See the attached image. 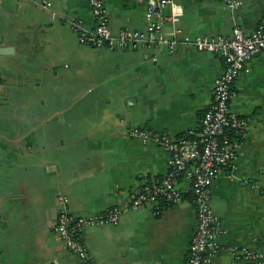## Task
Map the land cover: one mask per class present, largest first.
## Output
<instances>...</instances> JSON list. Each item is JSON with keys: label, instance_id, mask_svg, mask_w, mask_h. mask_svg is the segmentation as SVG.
<instances>
[{"label": "crops", "instance_id": "0c3cea01", "mask_svg": "<svg viewBox=\"0 0 264 264\" xmlns=\"http://www.w3.org/2000/svg\"><path fill=\"white\" fill-rule=\"evenodd\" d=\"M179 0L175 27L190 39L252 32L264 0ZM106 26L144 27V0H102ZM44 5L45 7H43ZM69 21L92 27L87 0H0V264H83L53 231L57 196L73 216L126 206L144 184L160 180L168 154L133 129L172 137L196 132L210 103L218 56L177 45L96 49L81 44ZM167 30L169 27L167 26ZM155 56V62L150 58ZM233 82L230 109L246 122L232 139L233 168L210 185V208L223 234L207 264L234 261L246 249L264 259V52ZM181 201L121 212L116 224L84 228L91 264H185L196 226L189 184Z\"/></svg>", "mask_w": 264, "mask_h": 264}, {"label": "built area", "instance_id": "2783aa9c", "mask_svg": "<svg viewBox=\"0 0 264 264\" xmlns=\"http://www.w3.org/2000/svg\"><path fill=\"white\" fill-rule=\"evenodd\" d=\"M144 1V27L140 31L121 29L115 34L111 33L106 26L102 0H87L92 27L80 21H69V28L81 44L96 49L142 47L154 51L163 49L167 54H172L177 45H185L218 56L223 67L212 81L210 103L201 114L196 132L189 131L172 137L143 129L131 130V136L151 140L166 151L168 158L164 176L155 183L142 185L126 206L89 217L71 215L67 210V198L57 196L59 212L53 231L60 238L64 250L83 264H91L88 253L79 241L85 227L114 225L119 214L128 209L152 206L153 212L158 213L161 205H175L181 201L179 181L184 179L189 184L190 202L196 220L185 264H207L217 255L220 248L218 238L223 234L219 220L210 208V185L222 171L234 167L236 155L232 139L242 137L246 127L245 120L229 107L235 95L232 86L238 74L246 69V64L264 52V18L250 33L233 26L229 37L204 35L190 39L175 27L174 10L179 0ZM220 1L230 11L241 6L239 0ZM150 61L155 62V56ZM231 255L234 261L264 264L260 255L251 254L243 248L233 250Z\"/></svg>", "mask_w": 264, "mask_h": 264}, {"label": "water", "instance_id": "95a60500", "mask_svg": "<svg viewBox=\"0 0 264 264\" xmlns=\"http://www.w3.org/2000/svg\"><path fill=\"white\" fill-rule=\"evenodd\" d=\"M2 42V38L0 37V43ZM6 49L3 47H0V57L4 56L6 54Z\"/></svg>", "mask_w": 264, "mask_h": 264}]
</instances>
